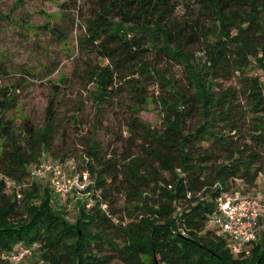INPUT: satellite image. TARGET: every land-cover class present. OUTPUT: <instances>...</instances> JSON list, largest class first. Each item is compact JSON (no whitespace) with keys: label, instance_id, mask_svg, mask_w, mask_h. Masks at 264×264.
<instances>
[{"label":"trees","instance_id":"16d2710c","mask_svg":"<svg viewBox=\"0 0 264 264\" xmlns=\"http://www.w3.org/2000/svg\"><path fill=\"white\" fill-rule=\"evenodd\" d=\"M197 5V12L178 20L175 0H98L84 20L77 48L88 59L90 43L104 60L80 63L86 95L99 114L123 79L130 95L128 148L141 143L136 153L104 155L91 135L82 162L74 163L93 181L90 202L78 200L71 217L50 207L46 184L30 179L44 156L71 160L54 146V98L41 127L28 119L17 126L5 113L16 108L11 90L21 83L0 87V174L31 183L17 202L0 181V264H11L5 256L16 245L34 243L41 264H264V212L257 241L240 257L211 223L223 193L264 200L256 191L264 175V82L248 75L252 68L264 72V0ZM195 45L201 57L191 50ZM151 51L181 66L182 85L148 59ZM150 81L164 90L157 101L147 95ZM150 102L161 108L160 128L137 116ZM113 190L124 197V217L114 207Z\"/></svg>","mask_w":264,"mask_h":264},{"label":"rangeland","instance_id":"374dc122","mask_svg":"<svg viewBox=\"0 0 264 264\" xmlns=\"http://www.w3.org/2000/svg\"><path fill=\"white\" fill-rule=\"evenodd\" d=\"M175 1L178 20L186 17L189 11L197 12V0H186L188 7L182 0ZM97 6L98 0H0V87L21 83L18 89L11 90L16 108L6 112L5 117L11 118L17 126L23 119H28L34 127H41L46 109L54 98L57 124L54 146L67 153L75 165L82 162L81 157H84L91 135L104 155L126 150L136 153L141 143L139 139L128 148L130 135L127 127L131 120L125 105L130 102V95L122 85L123 79L117 80L113 100L104 104L99 114L85 92L89 86L80 76V63L84 60L91 64L104 62L98 58L90 43L86 44L91 50L88 59L77 48L78 39L86 33L84 20L93 16ZM199 48V45L191 48L196 58L202 56ZM147 56L165 75L170 73L174 81L182 85L181 66L154 51L148 52ZM128 72H121V77H126ZM248 75H256L264 82V72L260 70L252 68ZM59 79L63 82L55 88ZM56 91L58 94L54 96ZM163 93L157 83L149 82V97L157 101V95ZM74 114L76 119L72 118ZM161 114L160 106L150 102L137 116L148 127L160 128ZM163 176L169 177L167 173ZM256 191L264 195V175L257 181ZM154 197H157V192ZM112 198L115 209L121 211L119 215L126 216L124 197L113 190ZM78 202L72 198L57 202L51 192L49 204L53 210L71 217ZM262 227L264 216L260 220V229ZM34 256L22 264H41ZM111 264L123 263L114 259Z\"/></svg>","mask_w":264,"mask_h":264},{"label":"built area","instance_id":"2783aa9c","mask_svg":"<svg viewBox=\"0 0 264 264\" xmlns=\"http://www.w3.org/2000/svg\"><path fill=\"white\" fill-rule=\"evenodd\" d=\"M32 182L44 183L48 186L57 202H64L70 198L74 201H88L89 188L93 181L85 171L78 172L72 160L58 163L48 160L42 161L30 169ZM0 181L4 183L5 191L13 193L17 202L23 199V191L31 183H17L0 174ZM99 197V192H95ZM90 204H86L89 208ZM106 209L105 205L101 206ZM264 212V200L259 197H249L240 192H227L216 199V208L212 213L211 223L227 242L231 254L240 257L248 253L249 248L258 237V221ZM38 249L36 243L31 245L18 244L5 257L11 264H22L32 257Z\"/></svg>","mask_w":264,"mask_h":264}]
</instances>
